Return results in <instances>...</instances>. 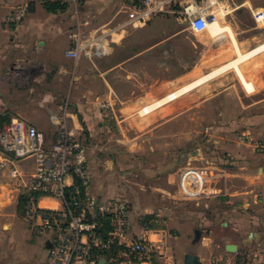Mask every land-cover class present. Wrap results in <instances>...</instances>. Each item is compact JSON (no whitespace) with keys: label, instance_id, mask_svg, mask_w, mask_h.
Masks as SVG:
<instances>
[{"label":"crops","instance_id":"0c3cea01","mask_svg":"<svg viewBox=\"0 0 264 264\" xmlns=\"http://www.w3.org/2000/svg\"><path fill=\"white\" fill-rule=\"evenodd\" d=\"M240 5L237 11L243 8L252 14L255 10L264 11L254 8L250 1ZM19 6H28V15L21 24L13 26L7 18ZM128 11L126 0H77L67 11L59 13L49 12L38 0H0V115L9 114L27 121L45 134L48 145L56 138L57 128L52 121H66L88 145L87 166L92 181L91 143L105 127L97 89L102 88L110 96L113 88L109 80L113 72L129 61L102 66L112 58L115 46L123 41L122 30L108 39L109 53L93 60L67 57L73 48L71 33L117 28L125 23L118 20ZM221 23L228 24L225 20ZM195 34L214 38L210 30ZM242 43L248 51L257 46L258 40L251 37ZM161 44L158 42L148 50L153 51ZM262 54L243 68L244 76L255 86L252 92L242 86L237 73L225 72L200 86L199 102L189 104L185 100L183 106L187 111L197 104L202 106L223 97L216 137L221 144H231V151L219 155L210 167H202L208 170L210 182L220 195L199 200L182 197L198 208L163 223L153 215L136 221L137 214H131L134 232L145 234L155 248L152 264H187L189 255L197 256L200 264H264V151H258L255 146L264 142ZM224 59L215 58L214 63L218 65L212 71ZM212 71L204 72L201 65L185 69L168 83L174 88L177 86L175 89L154 92L125 104V109L138 110L151 105ZM229 99L230 107L224 105ZM230 111L233 113L228 114ZM160 117L161 114H151L141 122L143 129L156 125ZM19 167L29 175L36 165L30 159L21 162ZM9 177L7 170L0 172V264H45L49 237H37L31 232L18 210L16 197L21 193V183L10 177L14 181L11 183ZM93 186L102 198L114 197L106 191L99 194L95 183ZM41 205L61 207L59 202L50 199H43ZM146 217L150 220L145 225ZM232 238L242 241H232ZM227 245L237 246V252H228Z\"/></svg>","mask_w":264,"mask_h":264},{"label":"rangeland","instance_id":"374dc122","mask_svg":"<svg viewBox=\"0 0 264 264\" xmlns=\"http://www.w3.org/2000/svg\"><path fill=\"white\" fill-rule=\"evenodd\" d=\"M234 1L239 7L243 1H250L254 8L264 10V0ZM126 4L128 13L123 12L121 20L117 18L121 23L132 20L142 8L141 3L137 6L134 0H126ZM178 9L179 6L175 5L172 9L175 12L128 23L122 30L123 41L115 46L112 58L102 63L106 67L129 61L113 72L109 81L114 92L111 91L110 96L102 88L97 89L101 95L99 105L109 100L112 115L104 118L105 127L91 143L93 182L99 194L106 191L111 196L128 200L132 215L137 214L136 221L142 216L153 215L163 223L179 218L187 210L197 209L182 198L178 172L190 160L195 166L210 167L219 155L231 151V144H221L216 137L222 119L223 97L184 111L185 100L189 104L200 101V87L152 111L151 114H161V117L156 125L148 128L143 129L141 122L151 114L142 115L143 108L125 109V104L154 92L172 91L177 86L174 88L168 83L185 69L201 65L204 72L212 71L218 65L214 63L215 58L224 57L220 64L223 66L237 57L227 33L225 37L213 39L197 35L189 30L188 21ZM225 21L228 24L224 25L233 26L243 51L246 48L242 42L247 38L254 37L258 44L264 42V24L259 23L250 10L243 8ZM158 42H162L159 47L148 50ZM249 62L240 65L242 72ZM228 73L236 74V71L231 69ZM231 104L229 99L224 105L230 107ZM17 196L20 201V194ZM232 241L240 243L242 240L232 238Z\"/></svg>","mask_w":264,"mask_h":264},{"label":"built area","instance_id":"2783aa9c","mask_svg":"<svg viewBox=\"0 0 264 264\" xmlns=\"http://www.w3.org/2000/svg\"><path fill=\"white\" fill-rule=\"evenodd\" d=\"M43 4L74 5L77 0H38ZM142 8L136 17L117 28L106 31L71 33L73 48L67 57L100 59L109 53L112 38L128 23L145 21L154 15L175 12V5L188 21L190 31L210 30L211 23L221 22L239 6L233 0H141ZM28 15V6L13 9L7 22L21 24ZM254 18L264 24V11H253ZM105 119L112 115V104H102ZM56 138L46 143L45 134L20 118L0 133V172L21 183L20 197L24 198L23 219L37 237H49L45 264H152L154 246L145 234L134 232L132 207L119 197L102 198L95 193L87 166L88 145L82 136L63 119L52 121ZM264 151V142L255 144ZM34 160L36 168L27 175L19 165ZM180 194L186 200L218 196L210 182L207 169L191 163L178 172ZM43 199L56 200L60 208H44Z\"/></svg>","mask_w":264,"mask_h":264},{"label":"bare ground","instance_id":"6f19581e","mask_svg":"<svg viewBox=\"0 0 264 264\" xmlns=\"http://www.w3.org/2000/svg\"><path fill=\"white\" fill-rule=\"evenodd\" d=\"M209 28H210V32L212 33V35L214 37H216V36H220L221 38L225 37L224 36L225 33H227L230 36V38L233 42V45L236 49L237 57L235 59L231 60L230 62L224 64L223 66L217 68L216 70L210 72L209 74L203 76L202 78H199V79L191 82L190 84L184 86L183 88L173 92L172 94H170L166 98H164L160 101H157V102L153 103L152 105L143 107V109L141 110L142 115H150L152 113V111L156 110L157 108H159V107H161V106H163V105H165V104H167L173 100H177L178 98L182 97L183 95H186L189 92H191L192 90L199 88L203 84L205 85L206 82L216 78L219 75L221 76V74L228 72L231 69H234L236 71V73L240 76L241 82L243 84L242 86H244V88L248 92H252L255 89L253 82L248 80L244 76L240 65L243 63H246L248 60H251L255 56H260V54L264 53V42L260 43L259 45H257L255 48H253L251 50L243 51L244 48H242L241 43L237 40L236 35L234 34V31L232 30V28L230 26L223 25L221 22H215V23H211Z\"/></svg>","mask_w":264,"mask_h":264},{"label":"trees","instance_id":"16d2710c","mask_svg":"<svg viewBox=\"0 0 264 264\" xmlns=\"http://www.w3.org/2000/svg\"><path fill=\"white\" fill-rule=\"evenodd\" d=\"M136 5L139 6L141 0H134ZM45 8L51 12V13H59L67 11L69 6L68 5H60V4H43ZM125 61V60H123ZM121 62V61H120ZM119 63V62H118ZM12 117L9 114L0 115V133L11 123ZM24 198L21 197L18 205L19 214L23 216L24 211ZM150 220V217H146V219L143 221V223L146 225L148 221Z\"/></svg>","mask_w":264,"mask_h":264},{"label":"water","instance_id":"95a60500","mask_svg":"<svg viewBox=\"0 0 264 264\" xmlns=\"http://www.w3.org/2000/svg\"><path fill=\"white\" fill-rule=\"evenodd\" d=\"M50 245L48 243V246L47 248H49ZM227 251L230 252V253H235L237 252V246L235 245H227ZM186 263L187 264H200L199 263V258L197 256H194V255H189L187 258H186ZM99 264H105V260H101L99 262Z\"/></svg>","mask_w":264,"mask_h":264}]
</instances>
